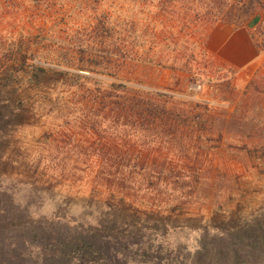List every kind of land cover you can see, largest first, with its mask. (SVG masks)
Wrapping results in <instances>:
<instances>
[{"label": "rangeland", "instance_id": "1", "mask_svg": "<svg viewBox=\"0 0 264 264\" xmlns=\"http://www.w3.org/2000/svg\"><path fill=\"white\" fill-rule=\"evenodd\" d=\"M261 22L264 0H0V264L264 243V76L213 38Z\"/></svg>", "mask_w": 264, "mask_h": 264}, {"label": "crops", "instance_id": "2", "mask_svg": "<svg viewBox=\"0 0 264 264\" xmlns=\"http://www.w3.org/2000/svg\"><path fill=\"white\" fill-rule=\"evenodd\" d=\"M215 52L226 68L238 75L259 72L264 76V44H260L252 33V26L240 29L223 25L214 30Z\"/></svg>", "mask_w": 264, "mask_h": 264}, {"label": "trees", "instance_id": "3", "mask_svg": "<svg viewBox=\"0 0 264 264\" xmlns=\"http://www.w3.org/2000/svg\"><path fill=\"white\" fill-rule=\"evenodd\" d=\"M234 16L232 10L228 14L224 15L226 21H230ZM228 17V18H227ZM153 114L163 113L164 110L160 106H154ZM253 234H247V238L251 239ZM242 252L235 250L232 254L228 255L227 252H222L218 258H210L206 264H256L261 258H264V243L256 242L255 240L246 242ZM150 249L147 248V250ZM106 249H98L97 247L88 246L86 248H80L79 253L81 257L79 260H76V264H127L126 261L122 263L115 262V259L112 256V252L105 251ZM151 252V250H150ZM221 252L218 250L216 253ZM260 254L256 258L257 254ZM114 254V253H113ZM200 256L199 253H197ZM205 263V262H204ZM157 264V263H155ZM159 264V263H158Z\"/></svg>", "mask_w": 264, "mask_h": 264}, {"label": "built area", "instance_id": "4", "mask_svg": "<svg viewBox=\"0 0 264 264\" xmlns=\"http://www.w3.org/2000/svg\"><path fill=\"white\" fill-rule=\"evenodd\" d=\"M259 29H260V32H264V22H261L259 24ZM258 39V42L261 44H264V37H260V38H257Z\"/></svg>", "mask_w": 264, "mask_h": 264}]
</instances>
